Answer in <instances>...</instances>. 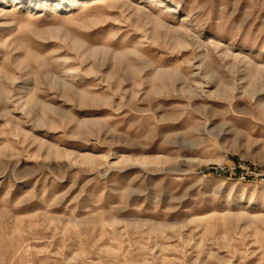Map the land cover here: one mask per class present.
<instances>
[{"label": "rangeland", "instance_id": "374dc122", "mask_svg": "<svg viewBox=\"0 0 264 264\" xmlns=\"http://www.w3.org/2000/svg\"><path fill=\"white\" fill-rule=\"evenodd\" d=\"M0 264H264V0H0Z\"/></svg>", "mask_w": 264, "mask_h": 264}]
</instances>
